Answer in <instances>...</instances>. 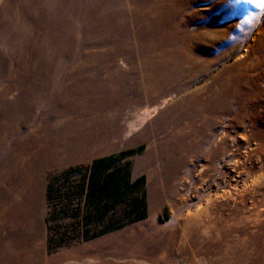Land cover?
Masks as SVG:
<instances>
[{
  "label": "rangeland",
  "instance_id": "1",
  "mask_svg": "<svg viewBox=\"0 0 264 264\" xmlns=\"http://www.w3.org/2000/svg\"><path fill=\"white\" fill-rule=\"evenodd\" d=\"M0 264H264V0H0Z\"/></svg>",
  "mask_w": 264,
  "mask_h": 264
},
{
  "label": "snow or ice",
  "instance_id": "2",
  "mask_svg": "<svg viewBox=\"0 0 264 264\" xmlns=\"http://www.w3.org/2000/svg\"><path fill=\"white\" fill-rule=\"evenodd\" d=\"M257 0H249V3H256Z\"/></svg>",
  "mask_w": 264,
  "mask_h": 264
},
{
  "label": "bare ground",
  "instance_id": "3",
  "mask_svg": "<svg viewBox=\"0 0 264 264\" xmlns=\"http://www.w3.org/2000/svg\"><path fill=\"white\" fill-rule=\"evenodd\" d=\"M261 46V45H260ZM252 239V238H251Z\"/></svg>",
  "mask_w": 264,
  "mask_h": 264
}]
</instances>
